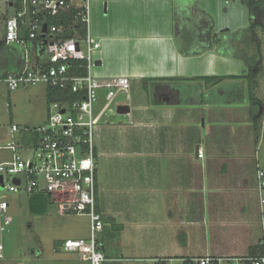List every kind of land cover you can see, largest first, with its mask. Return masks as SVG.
Wrapping results in <instances>:
<instances>
[{"label":"crops","instance_id":"obj_1","mask_svg":"<svg viewBox=\"0 0 264 264\" xmlns=\"http://www.w3.org/2000/svg\"><path fill=\"white\" fill-rule=\"evenodd\" d=\"M243 5L239 0L90 2L87 30L100 44L92 74L99 79L127 77L130 82L128 93L117 98L129 112L115 113L119 119L105 113L96 127L97 207L101 234L106 233L102 242L107 260L116 259L123 250L153 258L157 264L172 258L184 264L191 257L257 252L264 211L261 206L255 210L241 156L230 146L218 150L214 140L207 141L210 132L206 131L207 119L211 129L222 120L209 111L221 114L256 99V95L247 99L242 91L244 78H229L244 75L245 67L225 51L230 33L249 26ZM206 15L212 18V30ZM175 18L180 28L191 33L190 44L197 54L179 52ZM217 77L222 79L214 84ZM144 80L149 81V89L143 87ZM162 83L172 84L178 103L169 105L161 91L151 95L152 86ZM236 89L239 94H234ZM197 109L208 112V117L196 120ZM244 120L253 124L249 114ZM37 199L28 197L32 215L37 214L30 212L29 203L32 208L42 205ZM229 234L228 249L218 250ZM3 237L0 226V264H21L6 255ZM62 243L53 250L60 252ZM197 247L201 249L195 251ZM66 253L69 257L59 260L61 264L86 263L77 253Z\"/></svg>","mask_w":264,"mask_h":264},{"label":"built area","instance_id":"obj_2","mask_svg":"<svg viewBox=\"0 0 264 264\" xmlns=\"http://www.w3.org/2000/svg\"><path fill=\"white\" fill-rule=\"evenodd\" d=\"M91 0H9L13 13L5 21V45H16L23 53V68L0 78L7 92L20 86L42 83L56 99L48 103L45 121L38 126L19 127L12 123L9 136L0 141V150L9 159L0 163V218H6L7 198L24 193L44 197L57 205L59 215L74 213L89 217L88 239H66L64 252L77 253L89 264H104L103 230L97 209V165L95 129L105 113H116L119 94H127V77L99 79L92 74L99 42L88 34ZM75 11L86 27L84 36L64 38L63 26L48 19ZM84 45V47H83ZM73 61L85 62L86 74L70 71ZM72 94V101L64 94ZM102 99V100H101ZM102 101V105L100 104ZM100 108V109H99ZM203 153L198 151V157ZM259 189L264 187V169L257 167ZM261 238L257 252L246 256H200L185 259L186 264H264V212L260 218ZM3 245L0 243V251Z\"/></svg>","mask_w":264,"mask_h":264},{"label":"rangeland","instance_id":"obj_3","mask_svg":"<svg viewBox=\"0 0 264 264\" xmlns=\"http://www.w3.org/2000/svg\"><path fill=\"white\" fill-rule=\"evenodd\" d=\"M254 1L260 2V6L255 9L249 6L250 2L247 6L243 5L247 10L248 25L255 27L251 41L244 43V47H242L246 48L250 54L249 63L252 69L250 77L244 78L245 82L244 85L241 84V87L242 91L248 94V96L246 95L247 99L254 97V95H256V99L251 102L248 101L251 106L248 105V102H243L246 105L239 104V107H228L221 114L212 110L209 111L212 117L220 115L222 122H217L211 129L208 124L210 120L207 119L206 131L210 132L207 141H209V138L214 140L218 150L230 146V148H233L232 150H235V153L241 156L242 172L247 177L255 210L259 211V206H261V210L264 211V187L259 190L256 179V165L258 164L261 169H264V0ZM12 13L13 11L7 2L1 0L0 45L3 43L5 34V21ZM241 87H238V89ZM238 89L234 91V94L236 92L239 94ZM152 96H157V93L154 92ZM8 102L10 103V109L8 108ZM47 111L48 103L44 84L20 86L10 92H7L0 85V141L8 138L11 123L22 128L38 126L42 123ZM195 112L194 118H200L201 121L208 114V112L203 114L202 109H197ZM248 114L253 118V124L244 120ZM112 116H115L116 119L120 118L115 113ZM220 134H222L221 138H219ZM223 134L228 143L223 139ZM94 145L98 149L97 129L94 132ZM9 157V151L0 150V163L9 159ZM104 171L108 172L109 169L104 168ZM108 182L112 192V174ZM7 200L9 209L6 218L0 220V226L3 228L4 233L2 242L6 255L16 262L39 264L38 262L44 260L46 264H61L69 255L63 250L55 252L53 250L54 245L60 244L65 239L89 238L90 221L88 216L74 213L59 215L57 205L53 202H45V212L43 214L32 215L29 213L27 206L28 196L24 193L11 195ZM29 225L30 228H28ZM98 237L102 241L103 238L105 239L106 233L98 234ZM230 240V234L226 235L222 240L221 247L217 249L221 251L228 249L227 246L231 243ZM200 249V247H197L195 251ZM85 264L89 263L86 262ZM104 264H157V261L153 258H146L143 255H136L123 250L116 256V259L107 260ZM165 264H183V261L172 258L167 259Z\"/></svg>","mask_w":264,"mask_h":264},{"label":"trees","instance_id":"obj_4","mask_svg":"<svg viewBox=\"0 0 264 264\" xmlns=\"http://www.w3.org/2000/svg\"><path fill=\"white\" fill-rule=\"evenodd\" d=\"M16 1H20V0H16ZM231 1H236V0H231ZM239 1H241V3H243L246 6L249 4L248 2H250L249 6L250 7L252 6V9L257 8V6H260V2L254 1V0H239ZM74 16H75V11L69 10L67 13H63L60 16L49 18L48 23L63 26V28H65L64 38H71L75 36V33L79 36H84L86 33V27L84 24H81L78 20H76ZM206 17L209 19V23L211 25V30H212V27H213L212 18L209 15L208 16L206 15ZM175 20H177V23H175V26H174V34H175L176 45H177L179 52L184 55L197 54L198 52H195L190 44V40H191L190 34L191 33L188 30L180 28V26L178 25V18L177 19L175 18ZM254 27L255 26L251 25V26H248L247 28L240 29L236 32L230 33L231 36L227 40L225 51L226 53H230L232 58L241 61L245 67L244 75L231 76L229 77L231 79L250 77V73L252 69V66H250V63H249L250 54L246 48H241L240 44H244L246 42L251 41ZM225 33L229 34L228 31H225ZM211 45L213 46L212 43ZM69 65H70V71H74L75 75L84 76L86 74L85 62L73 61ZM22 68H23L22 50L16 45H5L3 41L2 45H0V78L5 77L9 73H12V72H19ZM194 79H197V78H194ZM221 79L222 78L217 77V78H214L212 82L216 84ZM148 82H149L148 80L143 81V87L145 89H149ZM159 91L164 93V96L167 98V103L169 105L176 104L179 102L178 92L173 89V86L171 83L154 84L150 90L151 95L154 92L158 93ZM63 97L64 99L69 100V101H72L74 99V96L72 94H67V93L64 94ZM46 98H47V103L56 99L55 97L51 96L49 90H46ZM193 99L194 98H192L191 100ZM152 102L155 103L154 100ZM8 108L10 109L9 102H8ZM31 198H38L37 200H40L42 202V205L37 208H32L31 204L29 203L30 212L35 213V214H39V213L43 214L45 212V200L46 199L40 196L31 197ZM184 264H186L185 261H184Z\"/></svg>","mask_w":264,"mask_h":264},{"label":"water","instance_id":"obj_5","mask_svg":"<svg viewBox=\"0 0 264 264\" xmlns=\"http://www.w3.org/2000/svg\"><path fill=\"white\" fill-rule=\"evenodd\" d=\"M128 112H129V108L127 106L119 105L116 108V113H118V114H126ZM0 183H1V177H0ZM0 188H2V185L0 186Z\"/></svg>","mask_w":264,"mask_h":264}]
</instances>
